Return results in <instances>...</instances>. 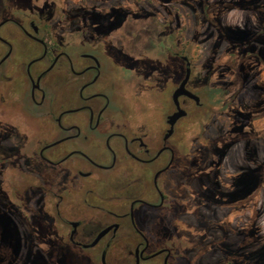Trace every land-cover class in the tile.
Listing matches in <instances>:
<instances>
[{"label":"flooded vegetation","instance_id":"af4514ba","mask_svg":"<svg viewBox=\"0 0 264 264\" xmlns=\"http://www.w3.org/2000/svg\"><path fill=\"white\" fill-rule=\"evenodd\" d=\"M124 1L12 0L21 14L0 19V264H47L70 245L99 264H264V96L259 109L243 99L264 61L226 42L223 84V66L199 63L178 31L155 39V6L168 22L186 0ZM120 30L133 51L157 44L170 60L125 50ZM16 173L31 180L20 201L7 198Z\"/></svg>","mask_w":264,"mask_h":264},{"label":"rangeland","instance_id":"374dc122","mask_svg":"<svg viewBox=\"0 0 264 264\" xmlns=\"http://www.w3.org/2000/svg\"><path fill=\"white\" fill-rule=\"evenodd\" d=\"M126 1L130 2L131 0H125L124 3ZM155 7L156 13L161 16L159 17L160 19L157 18L156 21H154L155 39L158 40L160 37L164 38L165 34L170 30L173 31L172 34L174 37H176L175 32L178 31V35L179 33L182 35V40L185 42L188 54L190 56L196 58L197 61L202 65L210 63L212 59H217L216 61L223 66L221 67L223 70L220 69L222 71L223 84L229 80L227 69L224 68L229 64L230 61L228 54H226V42L230 45H241L245 48L247 47V49L256 51L261 61H264V43L260 42L259 39L257 41L255 40L258 35L261 36L259 31L262 23L264 22V0H186L185 5L175 2L170 6L172 17L171 21L168 22L161 20L164 15L163 6L157 5ZM12 8V0H0V19L8 14H12L13 17H15L14 14H21L19 9H17L18 13H12ZM8 29H14V27L11 25H5L2 27L1 32ZM128 33L129 32L126 30H120L118 32V35H120L122 39V45L125 50H129L138 56L146 55L150 60L157 59L161 63L170 60L169 57H165L162 49L157 44H151V46L145 50L135 49L133 51L130 48L131 40H129ZM134 39H136V43L138 44L140 42L141 36L137 35ZM12 43L16 47H20V45H22L26 46L27 48L33 47L35 52L38 51L37 46L33 45L24 38L18 39L17 41H12ZM18 47L17 49H19ZM172 60L174 59L172 58ZM262 62L261 64H263ZM263 71V65L254 67V64H251V70H249V72L252 73V77L257 78L258 80L252 83L251 87L246 90V94L243 96V99L247 100L248 103L253 105L250 109H259L258 106L253 104L255 101L254 98H259V100L263 99L264 88H260L261 84L264 83ZM166 108H170L168 101L166 103ZM197 112L198 110L194 108V117L198 116ZM32 122L29 120L28 122L26 120L22 121L23 127L21 131L22 134L28 138V140L35 139L41 135L40 125L34 121ZM182 127L188 128L189 123L183 122ZM193 129L194 128L192 127V130ZM183 146L184 145L180 142H176L177 162L174 168L178 173L181 171V153ZM235 150L237 151L238 148H235ZM102 174L106 179V173ZM7 178L11 180L12 184L11 188L7 192V198L9 200L20 201V197L17 194L19 193L18 190L25 183L29 184L31 180L21 173H16L15 175L10 176L7 175ZM99 189L104 191L103 187H99ZM262 205V215L258 227L260 228L264 238V204L262 203ZM193 229L194 228L191 230ZM30 240V234L25 233L21 242L27 249L30 248ZM4 241H8L7 236L4 237ZM10 246L8 251H10V254L15 257V250ZM5 250H7L5 246H0V259L4 256ZM33 252L37 253V251ZM263 252L264 250L261 252V254ZM50 258L51 259L47 264H99L97 261V251L93 249L84 250L71 245L51 251ZM39 264L45 263L40 261ZM148 264H159V260L157 258L153 259L149 261Z\"/></svg>","mask_w":264,"mask_h":264},{"label":"water","instance_id":"95a60500","mask_svg":"<svg viewBox=\"0 0 264 264\" xmlns=\"http://www.w3.org/2000/svg\"><path fill=\"white\" fill-rule=\"evenodd\" d=\"M180 93H185V91L182 90V88H180V89H178V90L174 93L173 99H174L175 102H176V98H177V96H178ZM178 116H180V113L174 114V115L172 116V120L176 119Z\"/></svg>","mask_w":264,"mask_h":264}]
</instances>
